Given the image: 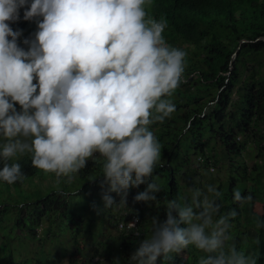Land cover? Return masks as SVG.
<instances>
[{"label": "clouds", "instance_id": "obj_1", "mask_svg": "<svg viewBox=\"0 0 264 264\" xmlns=\"http://www.w3.org/2000/svg\"><path fill=\"white\" fill-rule=\"evenodd\" d=\"M149 2L32 0L24 19H43L35 39L23 41L30 44L25 51L17 44L22 32L7 22L18 20L29 0H0V180L22 183L21 165L9 161L29 154L33 167L70 185L98 152L101 187L109 185L126 204L129 188L152 177L160 145L149 125L175 111L165 97L180 83L186 53L166 44V21L147 16ZM160 191L152 180L134 199L156 201ZM221 195L207 186L193 189L188 202L168 200L166 220L152 219V235L131 254L132 264L170 260L190 245L206 254L199 264H256L234 245L226 247L228 221L237 212L214 220ZM252 199L234 190L241 206ZM103 200L105 209L115 203L107 194Z\"/></svg>", "mask_w": 264, "mask_h": 264}, {"label": "trees", "instance_id": "obj_2", "mask_svg": "<svg viewBox=\"0 0 264 264\" xmlns=\"http://www.w3.org/2000/svg\"><path fill=\"white\" fill-rule=\"evenodd\" d=\"M31 2L29 0L28 5L19 9L18 20L7 22L13 31L22 32L17 44L25 51L30 44L23 41L35 39L38 22L43 19H24V12L30 8ZM144 7L148 17L166 21L163 33L166 44L186 53L184 71L172 96L165 97L175 105V111L162 123L149 125L160 145V158L152 177L139 187L129 188L126 204H120L121 194L111 192L109 185L102 187V197L107 194L115 201L109 208L115 229L123 224L118 236L119 245L114 251L118 257L108 259V263L132 264L131 254L143 239L152 235V219L158 218L161 223L166 220L167 201L183 199L188 202L193 189L206 192L207 186L222 193L218 200L220 211L214 220L233 209L237 212L228 221L232 232L226 247L234 245L238 251L255 259L254 252H258L264 259V217L260 227L251 224L248 212L234 201L238 182L256 183L264 165L256 164L249 173L244 169L240 178L234 176L233 171H239L232 165L230 177L222 183L212 172L225 160L241 156L250 142L260 147V151L264 149L261 146L264 141V0H150ZM9 163H19L25 179L11 185L0 180V185L8 189L12 186L22 188L26 181L42 171L33 167L29 154L18 160L12 158ZM103 164V157L93 156L86 161L85 168L75 174L72 184L61 178L59 189H51L47 195L38 196L34 201L26 199L14 203L20 207L25 205L27 215L35 216L34 228L55 214L60 217L61 225H71L74 232L80 233L86 214L73 206L72 199L83 193L82 187L101 186ZM2 167L3 160L0 159V169ZM50 175L55 176L54 173ZM152 180L161 188L155 194L157 200L136 201L135 196L145 191ZM248 191L244 189L241 193L246 196ZM8 201H0V206H4V211H0V226L1 216L13 206V201ZM106 210L103 205L102 215ZM134 218L139 220L138 235L134 229H127ZM242 219L246 222L242 223ZM23 220L25 218L18 220L19 227ZM241 226L246 230L240 231ZM187 252L190 263L187 262ZM200 255L204 257L206 254L190 245L178 254L172 253L170 260L158 258L157 264H199ZM29 262H17L9 247L1 249L0 264ZM35 264H53V260L42 258Z\"/></svg>", "mask_w": 264, "mask_h": 264}, {"label": "rangeland", "instance_id": "obj_3", "mask_svg": "<svg viewBox=\"0 0 264 264\" xmlns=\"http://www.w3.org/2000/svg\"><path fill=\"white\" fill-rule=\"evenodd\" d=\"M36 82L34 80V83ZM15 108L17 112L22 111L18 103L15 104ZM261 146H264V141ZM218 150L222 152L220 148ZM23 156L18 155L13 159L18 160ZM93 156H98V152ZM232 158L222 162L217 169H213L212 172L219 183L228 180L232 165L239 171L238 173L236 170L233 171L237 178L244 175V169H247L249 173L256 164L264 165V149L260 151V147L250 142L241 156ZM50 174L53 173L41 171L34 179L26 181L22 188L12 186L8 189L0 185V201H8V199L13 201H11L13 206L10 207L9 212L1 216L3 221L0 226V254L3 247H9L17 262L29 260L28 264H35L42 258L53 260V264H101V262L109 264L108 259H117L118 256L114 251L119 245L118 236L121 230L119 227L115 229L110 219L109 209L105 211V214L101 213L104 205L102 197L104 192L101 186L82 187L83 193L72 199L73 206L86 214L83 225L80 226V233L74 232V227L71 225L68 226L69 228L65 227L64 223L61 225L60 217L55 214L51 218L44 219L40 226L33 227L35 216L27 215L25 205L20 207L15 203L24 202L26 199L34 201L38 196L47 195L51 189H59L56 177ZM215 187H218L217 183ZM236 189L241 192L248 189L247 195L252 189L253 199L251 203H245L243 208L248 212V221L251 224H260L264 217V169L256 183L240 180ZM0 211H4V206H0ZM24 218L19 227L18 220ZM245 222L246 220L242 219V223ZM243 230L246 229L241 226L240 231ZM231 232L229 230L228 234L231 235ZM254 254L256 264H264L260 253L254 252ZM186 257L187 262L190 263L188 252ZM201 257L203 256L200 255V259Z\"/></svg>", "mask_w": 264, "mask_h": 264}, {"label": "built area", "instance_id": "obj_4", "mask_svg": "<svg viewBox=\"0 0 264 264\" xmlns=\"http://www.w3.org/2000/svg\"><path fill=\"white\" fill-rule=\"evenodd\" d=\"M98 156H100V153H98ZM138 223H139V220L137 218H134L130 224L128 225L127 229H134L135 230V234H139L138 233V230H137V227H138ZM120 229L122 230L123 229V224L120 225Z\"/></svg>", "mask_w": 264, "mask_h": 264}]
</instances>
